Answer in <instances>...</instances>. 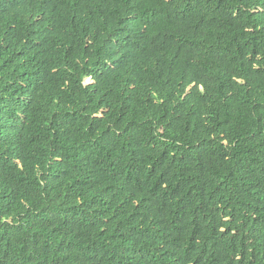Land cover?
<instances>
[{"label":"trees","instance_id":"16d2710c","mask_svg":"<svg viewBox=\"0 0 264 264\" xmlns=\"http://www.w3.org/2000/svg\"><path fill=\"white\" fill-rule=\"evenodd\" d=\"M0 264H264V0H0Z\"/></svg>","mask_w":264,"mask_h":264},{"label":"rangeland","instance_id":"374dc122","mask_svg":"<svg viewBox=\"0 0 264 264\" xmlns=\"http://www.w3.org/2000/svg\"><path fill=\"white\" fill-rule=\"evenodd\" d=\"M89 82V80H86V83H88Z\"/></svg>","mask_w":264,"mask_h":264}]
</instances>
